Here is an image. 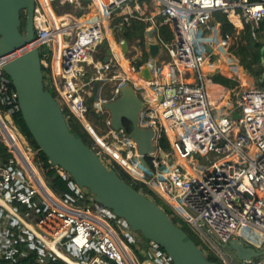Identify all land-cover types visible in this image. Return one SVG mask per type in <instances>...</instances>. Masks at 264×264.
<instances>
[{
    "label": "built area",
    "instance_id": "2783aa9c",
    "mask_svg": "<svg viewBox=\"0 0 264 264\" xmlns=\"http://www.w3.org/2000/svg\"><path fill=\"white\" fill-rule=\"evenodd\" d=\"M145 1L35 0L32 46L39 49L42 65L48 70L45 84L54 89L63 110L68 109L84 126L92 125L87 117L91 109L104 117L109 129L106 137L96 142L131 176L134 174L125 163L144 175L132 177L170 205L198 240L212 248L197 244L206 257L214 255L219 264H264V256L239 259L228 249L232 240L246 244L245 230L264 236V82L261 87L243 90L235 110L220 114V103L212 102L210 81L203 70L209 61L208 46L212 47L213 42L197 39L216 13L241 17L252 30L261 28L264 33V0H150L157 9L147 15L136 8L125 9ZM67 5L87 11L81 17L67 11ZM92 9L96 12L88 18L86 14ZM134 19L150 25L146 27L147 48L136 60L128 61L148 86L118 67V56L110 49L107 37L110 30L116 38L114 21H120L116 27L121 30ZM165 26L170 28V40L166 34L159 35ZM150 31L160 47L158 57L165 60L154 63L153 79H145L140 73L144 64L139 63L145 54L151 56ZM229 39L225 36L221 45L227 47ZM119 42L120 52L126 57L123 41ZM5 61L6 57H0V111L6 106L5 113L11 117L20 109L17 92L3 70ZM110 83H115L114 97L107 99L99 92ZM126 84L132 85L144 101L141 125L154 131L155 150L146 156L139 153L133 140L120 137L112 129L109 113L103 107L117 98ZM15 132L0 115V150L6 145L15 157L0 166V210L8 213L10 223L0 258L11 257L16 251L13 244L18 233L22 241L28 242V248L38 249L41 259L54 256L68 264H173L166 251L151 241V254L144 260L136 257L129 244L137 242L128 223L118 218L123 229L118 231L111 222L117 218L112 210L97 204L93 194L55 167L70 180L74 191L65 198L57 195L47 184L40 164L34 163L32 153H19ZM163 138L168 140L167 147L161 143ZM96 153L102 158L101 151ZM196 156L207 162H198ZM134 158L142 165L145 159L148 166L143 168L149 173L129 162ZM15 203L29 209L26 215ZM255 249L262 251L264 247Z\"/></svg>",
    "mask_w": 264,
    "mask_h": 264
},
{
    "label": "water",
    "instance_id": "95a60500",
    "mask_svg": "<svg viewBox=\"0 0 264 264\" xmlns=\"http://www.w3.org/2000/svg\"><path fill=\"white\" fill-rule=\"evenodd\" d=\"M34 9L35 0H0V57H6L3 70L17 92L24 122L50 164L68 173L78 187L87 189L97 204L124 219L132 231L140 232L165 250L173 264H219L205 256L164 208L122 179L79 134L71 131L62 106L52 94L51 87L45 84L40 51L32 46L35 39ZM153 35L150 31L152 60L160 53ZM122 48L126 55L129 51L127 40L123 41ZM152 60L146 62L140 71L145 79H153ZM103 107L109 113L112 129L120 137L133 140L141 155L154 152V131L141 125L144 101L132 85L122 86L117 98L104 103ZM124 120L132 123L131 132L126 130ZM85 128L98 140L88 125ZM142 163L148 166L145 159ZM228 249L236 252L239 259L264 256V250L246 246L240 239L230 241Z\"/></svg>",
    "mask_w": 264,
    "mask_h": 264
},
{
    "label": "trees",
    "instance_id": "16d2710c",
    "mask_svg": "<svg viewBox=\"0 0 264 264\" xmlns=\"http://www.w3.org/2000/svg\"><path fill=\"white\" fill-rule=\"evenodd\" d=\"M252 2H257L259 0H251ZM25 17V14H23ZM219 21L221 23V33L223 35H233L236 30L233 24L228 20L226 15L219 13ZM114 33L117 39H125L130 44H132L136 39H140V46L145 49V34H146V27L147 24L138 19H134L131 23L124 25L121 30H119L116 26H120V21H114ZM164 32H168L165 27ZM161 36L164 35L163 31H160ZM171 36V34L169 35ZM167 36V37H169ZM242 60V63L248 64H259L263 58V54L261 49L258 50H251L247 47L241 46L240 50L236 52ZM247 56V57H246ZM248 58V59H247ZM148 61V55L145 54L143 61L139 63V66L145 64ZM250 64V63H249ZM43 72L47 75L48 70L43 64ZM218 80L225 86L232 87L233 82L231 79L219 74ZM45 81H48L47 76H45ZM49 87V86H48ZM52 94L55 96L56 92L54 89L51 88ZM2 111L7 112L8 108L6 106H2ZM68 124L71 128L72 132H76L81 136L84 142L92 148L95 152H99V150L95 147L97 145L96 140L90 134V132L85 128V126L76 118L74 115L70 113L68 109H64ZM11 126L16 128L24 137L27 139L26 147L29 145L35 153H37V162H39L40 167L42 169L43 175L49 187H51L54 192L62 198H65L67 195H74V191L70 187V180L64 179L63 176L57 171L55 167H53L46 155L40 150L37 143L34 141L33 137L31 136L20 110L15 111L11 114V121L9 122ZM125 128L128 132H131L133 129V125L128 120H124ZM164 147L168 146V140L163 138L161 141ZM21 146V145H20ZM23 150V149H22ZM13 157L12 153H10L8 147L5 145L2 150H0V160L2 161L3 165L9 163L10 159ZM109 157V156H108ZM102 159L106 163L107 157L105 158L102 156ZM110 160V168L116 170L119 175L124 179L127 183L132 185L138 191H141L145 195L151 197L159 206L165 209V211L171 216L176 223H178L189 235L190 237L199 244V240L196 235L191 232L188 225L184 222V220L173 210V208L166 204L158 195H156L144 182L133 178L116 160L109 157ZM73 180V179H71ZM18 206L20 212L23 215H26L28 212V208L21 203H15ZM26 237V235H25ZM17 242L13 244L14 249L16 250L11 257L4 255L0 258V264H68L60 258H55L54 256H46L45 258L41 259L39 256L38 249L28 248V242L22 241L19 234H16ZM209 259L212 261H218V259L214 255H209Z\"/></svg>",
    "mask_w": 264,
    "mask_h": 264
},
{
    "label": "crops",
    "instance_id": "0c3cea01",
    "mask_svg": "<svg viewBox=\"0 0 264 264\" xmlns=\"http://www.w3.org/2000/svg\"><path fill=\"white\" fill-rule=\"evenodd\" d=\"M155 8H156V6H155ZM82 9L83 8H80V10H82ZM100 12H101V10H100ZM148 12H149V9H148ZM144 13L146 15L149 14L146 12H144ZM224 15H226V14H224ZM226 17L233 24V26L235 27V30H236V32L233 35H230V39H229L227 47H224L221 45L222 39H224L225 36H227V35H223L221 33V23L219 21V13L214 14L213 19L209 23L208 27L202 29L199 33V37H197L198 41L202 42V43L213 42L212 47L208 46V50H211V51H209V57H208L209 61L207 62V65H209L210 67L216 66V67H218L219 70H213V71L209 70L211 68H207L208 70H205V68H204L203 70H204L205 76H206V73H208L210 76L209 78L206 76L207 79L210 81L208 84L210 96H212L211 90H210V85H217V86L221 87V89H222L217 94L218 98L213 97L215 99V102L220 103L219 104L220 108H221L219 111L220 114L228 113V112L230 113V111L232 112V110L234 111L236 108V105H237V102H238V99L240 97L241 92L245 89L261 87L263 85V80H264V63L262 62V60H261V63H259V64H253L254 66L252 68H255V69L253 71H249L250 69H249L248 65L242 63L241 57L238 56L237 53H235V50L239 51L240 47L244 46V47H247L249 49V51H251L252 49L253 50L261 49V52H262L263 58H264V33L262 32L261 28L256 29V30H252L251 26L248 23H246L243 18H241V17L229 18L227 15H226ZM105 24L107 27L109 26L108 20H105ZM147 26H150V25L147 24ZM114 35H115V33H114ZM148 35H149V33H148ZM107 37L110 38V42H109L110 49L112 50V52H115V54L118 56V59H119L118 65L123 67L124 70H127V64H128V61L126 60L127 58L124 57L122 55V53L120 52V46L118 44V43H120L119 41H121V40L124 41L125 39H117V37L115 38L113 36V34L110 32V30H108ZM139 40L140 39H136V42H139ZM145 41H146V34H145ZM145 46H146V42H145ZM130 50H131V44L129 43V51L127 54H129ZM238 51H236V52H238ZM127 54H126V56H127ZM214 57L220 58L219 61L218 60L212 61V58H214ZM226 62L233 63L238 67L235 70L230 68V67L227 68V67H225ZM207 65H206V67H207ZM220 70L221 71L225 70L226 72H221ZM242 70L244 71V73H241ZM235 73H236V75H234ZM219 74L231 79L233 82L232 87H228V86H225L222 83H220L218 80ZM254 77L259 78L258 82L255 85L252 84L253 81L255 80ZM112 85L114 86V89H115V83ZM149 92L153 93L152 90H149ZM113 95H114V90L112 92L111 97H106L105 95H103V97L110 99V98L114 97ZM219 98H221L222 100L219 101ZM0 115H1V118L3 119V121L5 123L10 124L9 122L11 121V117L8 114H6L3 111H0ZM88 127L91 128V132H93V134L98 137V140L101 141L100 136L96 133V131L92 128V126H90V124H88ZM17 137H18L17 149H18L19 153L21 152L20 154L23 153L26 155H28L29 153H33L32 150H30V149H28V147H26V143H27L26 139H25L26 137H24L23 135L21 136L24 139L23 142H21V139L19 138L18 135H17ZM23 144H25V147ZM13 157H14V155H13ZM118 159L120 161H123L120 154H119ZM2 165H3L2 161L0 160V166H2ZM9 230H10V223H9L8 213L3 212V210H0V251H3V249H4L3 241L6 239V236H7V233L9 232ZM134 239L137 242V239L135 237H134ZM150 254H151L150 251H146L144 253V252H140L138 250L136 252V255H137L136 257H138L140 260H144Z\"/></svg>",
    "mask_w": 264,
    "mask_h": 264
},
{
    "label": "rangeland",
    "instance_id": "374dc122",
    "mask_svg": "<svg viewBox=\"0 0 264 264\" xmlns=\"http://www.w3.org/2000/svg\"><path fill=\"white\" fill-rule=\"evenodd\" d=\"M104 1H106V0H104ZM152 3L150 0H146L144 3H141L142 4V6H143V9H144V11L146 12V13H149V14H151V13H153V12H155L156 11V8H155V6L153 5L151 8H150V11L148 12V9H147V3ZM153 4V3H152ZM57 9V8H56ZM67 11H70V12H73L74 14H77V15H80L81 17H83L84 16V14H85V12L87 11V10H84V9H82V10H77L76 8H74V7H71V6H69V5H67ZM92 14L94 15L95 13L93 12V9L92 10H90L89 12H88V14H86V15H88L89 17L88 18H91L92 17ZM90 15H91V17H90ZM23 22H25V17H24V15H23ZM114 25V22L112 23V26ZM113 28H114V26H113ZM166 28H168V27H166ZM164 30H165V28H161L160 29V31H163V34L165 35L166 34V36H169L170 35V28H168L167 29V33L166 32H164ZM172 37L171 36H169V40L171 39ZM158 40V39H157ZM146 48H147V46H145ZM141 51H143L144 52V48L142 47V46H140L139 45V42H133L132 44H131V50H130V52H129V54H128V56H126V60L128 61V59H131L132 61H134V60H136L137 59V57L136 56H139V54H140V52ZM149 51H150V49H149ZM236 51H238V50H235V53H236ZM48 54L50 55L51 53L49 52V50H48ZM48 55V56H49ZM238 55V54H237ZM239 56V55H238ZM247 57V56H246ZM143 59V58H142ZM219 59L220 58H212V61H216V60H218L219 61ZM248 59V58H247ZM50 60V56L48 57V61ZM149 60H151V58L150 57H148V61ZM154 63L156 62L157 64H161V63H158L157 62V60H152ZM222 61V60H221ZM247 65H248V67H249V71H253L255 68H252L254 65L253 64H251V62H248L247 61ZM250 63V64H249ZM118 67L120 68V69H122L123 71H124V69H123V67H121V66H119L118 65ZM225 67H227V68H232V69H236L238 66H236L235 64H233V63H228V62H226V64H225ZM208 68H211V69H209V70H219L218 69V67H216V66H212V67H210L209 65H208ZM127 69H128V71L126 72V71H124V72H126L130 77H132L133 76V74L134 73H132V71H131V68H130V64H129V61H128V64H127ZM221 71V70H220ZM221 72H226L225 70H222ZM241 73H244V71L242 70L241 71ZM136 74V73H135ZM211 74V73H210ZM234 75H236V73L234 74ZM206 76L209 78L210 76H209V74L208 73H206ZM254 81H253V83L252 84H256L257 82H258V79L259 78H257V77H254ZM113 90H114V86L110 83V84H107L106 86H104L103 88H102V90L99 92L102 96L103 95H105L106 97H111L112 96V92H113ZM109 115V114H108ZM87 117H88V120L90 121V123L92 124L91 126L94 128V130L96 131V133L101 137V138H105L106 137V135H107V132H108V127H107V125H106V122L104 121V117L103 116H101L100 114H98L96 111H94V109L92 110H90V112L88 113V115H87ZM11 128L13 129V130H15L16 132H17V135L19 136V138L21 139V142H23L24 141V139H23V137H21L22 136V134L16 129V128H14L13 126H11ZM15 132V133H16ZM26 139V138H25ZM107 142L108 141H110L108 138L107 139H105ZM26 142H28L27 141V139H26ZM24 145V147H25V144H23ZM28 146V149H30V150H32V155H33V157H34V163H36V164H38L39 162H37V153H35L34 151H33V149L29 146V145H27ZM95 147L99 150V151H101L102 153H103V156L106 158L107 157V159H105L106 160V164L109 166L111 163H110V160H109V157H111V155L109 154V152L108 151H106L105 149H103V148H101L100 146H99V144L97 143V145H95ZM26 149V148H25ZM29 150V151H30ZM28 152V151H27ZM122 155L123 156H125V152H122ZM109 156V157H108ZM112 158V157H111ZM196 160L198 161V162H202V163H206L207 161L205 160V159H202L200 156H196ZM133 166H135L137 169H139V170H141V171H143V172H146V173H149L147 170H145L144 168H143V165L142 164H140V162H139V160L138 159H136V158H134L133 160H130L129 161ZM110 167V166H109ZM133 177H135L134 175H132ZM136 178V177H135ZM87 199H83L82 200V202H85V203H87V201H86ZM118 218L119 217H117V218H115V219H112L111 220V222L113 223V225H114V227L116 228V229H118V231H122L123 229H122V227H121V225L118 223ZM190 229V228H189ZM191 230V232H193L194 233V231L192 230V229H190ZM127 231V230H126ZM129 232H130V234L131 235H133L136 239H137V243H136V245L134 244V245H132V244H129L130 246H132V249H133V251L136 253L138 250L140 251V252H146V251H150V240H147L140 232H135V231H132L131 229L129 230ZM243 239L245 240V242H246V244L247 245H250V246H253V247H255V248H258V249H260L261 247H264V236L263 235H261V234H254L251 230H245L244 231V234H243ZM128 241L126 240V243H127ZM199 243L200 244H203L200 240H199ZM204 245V244H203ZM205 246V248H207V249H209V250H211L212 248L211 247H208L207 245H204ZM222 247V246H221ZM145 255V254H144Z\"/></svg>",
    "mask_w": 264,
    "mask_h": 264
},
{
    "label": "bare ground",
    "instance_id": "6f19581e",
    "mask_svg": "<svg viewBox=\"0 0 264 264\" xmlns=\"http://www.w3.org/2000/svg\"><path fill=\"white\" fill-rule=\"evenodd\" d=\"M153 3V2H152ZM147 3V8L149 9V11H150V8L154 5V6H156V8H157V5L155 4V3ZM132 8H136L137 10H143V12H144V9H143V6H142V4L141 3H136V4H134V5H131V6H129V7H127V8H125V9H132ZM96 12V9H95V11H94V13ZM140 15H141V12L139 13ZM166 27H168V26H166ZM169 28V27H168ZM159 35L161 36V33H160V31H159ZM154 60H157V62L158 63H163L164 62V58L162 57V56H160V57H158V58H155ZM206 65H207V63H206ZM206 65L204 66V68H205V70H208L207 68H208V65H207V67H206ZM124 71H128V69L127 70H124ZM131 71H132V73H134L133 72V70L131 69ZM132 77H134L138 82H140V83H142V84H144L145 86H148V81H144L138 74H133V76ZM245 84V83H244ZM210 90H211V94H212V96H211V98H212V102L214 103L215 102V99L213 98V97H215V98H218V93L222 90L221 89V87H219V86H217V85H210ZM153 92V91H152ZM170 134H171V136H172V133L170 132ZM252 150H254V149H252ZM111 153L118 159V157H119V153H117L115 150H111ZM119 160V159H118ZM126 164V166L128 167V166H130V167H128L129 168V170L135 175V176H137V177H144V175L140 172V171H137L135 168H133L131 165H128L127 163H125ZM56 249V248H55ZM57 250V249H56ZM58 251V250H57ZM58 253L61 255V256H63V257H67L66 255H64L62 252H60V251H58Z\"/></svg>",
    "mask_w": 264,
    "mask_h": 264
},
{
    "label": "flooded vegetation",
    "instance_id": "af4514ba",
    "mask_svg": "<svg viewBox=\"0 0 264 264\" xmlns=\"http://www.w3.org/2000/svg\"><path fill=\"white\" fill-rule=\"evenodd\" d=\"M25 22H23V25H24Z\"/></svg>",
    "mask_w": 264,
    "mask_h": 264
}]
</instances>
